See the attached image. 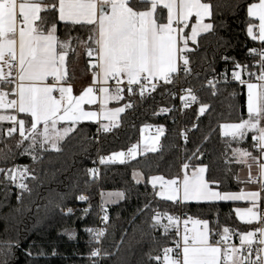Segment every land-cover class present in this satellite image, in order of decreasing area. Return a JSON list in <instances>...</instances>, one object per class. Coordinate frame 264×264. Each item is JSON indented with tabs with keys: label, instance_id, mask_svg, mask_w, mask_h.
Returning <instances> with one entry per match:
<instances>
[{
	"label": "snow or ice",
	"instance_id": "obj_1",
	"mask_svg": "<svg viewBox=\"0 0 264 264\" xmlns=\"http://www.w3.org/2000/svg\"><path fill=\"white\" fill-rule=\"evenodd\" d=\"M213 8L210 0H0V124L5 121L11 124L6 131H0V137L12 138L18 132L15 148L21 150L20 155H31L36 162L37 147L47 151L46 146H50L59 151L58 144L75 131L80 122L110 121V124L101 125L107 132L116 126L119 114L131 106L125 104L108 109L109 102L123 100L125 91L135 95L137 86L143 97L149 87L155 91L160 81L163 85L174 83V74L180 71L191 74L189 53L195 49L189 46V42L199 47L198 37L213 30V23L205 22L212 20ZM158 9H166V20ZM247 16L250 18L248 36L264 45V0L248 4ZM192 17L194 23H190ZM57 20L66 26H89L87 40L73 37L70 32L61 39L57 34ZM251 20L258 21V25H253ZM254 27H258V35ZM189 28L190 32L185 31ZM74 41L84 46L90 58L92 85L99 84L98 90L88 86L79 95H74L72 86H65L66 58L69 50L75 52ZM250 55L259 56L258 75L239 62L235 63L231 73L235 81L247 87V118L222 123L219 128L222 136L231 137L229 144L235 142L239 145L250 135L253 151L234 147L232 159L247 166L246 183L257 184L259 190H214L213 184L219 188V183L207 178V165L195 167L189 173L193 157L182 163V178L177 176L166 180L154 176L149 182L154 189L160 185V191L155 195L174 203L246 201L250 206L236 208V216L248 225L255 222L257 227L242 234L236 233L240 239V245L236 246L229 243L231 230L228 227L222 232L213 231L208 220L189 217L183 221L185 227L181 236L180 218L166 215L168 223L161 224L162 214L157 212L152 216L151 227H162L165 235L174 227L180 237L174 242L175 248L163 249V264H264V212L260 210L264 202V51L253 48ZM245 72L250 78L256 75L258 83L245 81L242 78ZM109 81H114L115 86H110ZM214 83L209 81V85L214 86ZM125 84L126 88L122 87ZM187 91V97L181 99L196 102L195 94L190 89ZM95 104H99V112L86 111L83 107ZM8 110L23 114V117L8 114ZM207 110L208 105L202 104L198 114L203 116ZM58 124L67 126L58 128ZM4 146L8 151L3 158L7 160L12 149L6 141ZM151 150L155 151L154 148ZM128 155L135 158V149H130ZM115 161L124 163L125 153L101 158L100 163ZM225 163H229L228 159ZM253 166L255 176L252 175ZM27 171V167L21 171L19 166L0 168V175L17 183L18 174L26 176ZM90 171L95 176L96 170ZM17 186L27 190L23 183H17ZM116 195L122 196L120 193ZM77 200L83 202L87 197L79 195ZM148 207L150 204L145 206ZM88 211L85 208L81 218H85ZM102 211V221L107 223L110 219L107 209ZM64 214L70 216L72 209ZM189 222L193 225L190 229L187 227ZM85 231L91 238L89 243L102 245L106 229L85 228ZM66 234L70 239L74 238L73 230L66 229ZM12 249L11 243L0 245V257L3 258L0 264H9ZM113 255L97 247L91 250L88 258L90 264H100L105 257ZM150 259L159 264L161 257Z\"/></svg>",
	"mask_w": 264,
	"mask_h": 264
},
{
	"label": "trees",
	"instance_id": "obj_2",
	"mask_svg": "<svg viewBox=\"0 0 264 264\" xmlns=\"http://www.w3.org/2000/svg\"><path fill=\"white\" fill-rule=\"evenodd\" d=\"M210 2L214 8L209 22L214 28L198 37L199 47L192 45L195 51L189 53L191 74L180 76L183 88L197 89L198 102L194 105L178 113L174 89L170 86H161L143 97L125 91L123 100L111 104L131 105L121 114L115 127L98 138V124L80 122L76 130L58 144L59 151L48 146L47 151H42L37 147L36 162L31 155H20L21 150L15 148L18 132L12 138L0 137V168L26 164L34 176L28 183V191L19 199L0 177V245H13L9 264H90L88 257L94 245L89 243L91 238L85 228L96 226L100 193L104 191H120L123 200L108 208L110 219L101 248L114 255L105 257L100 264H158L150 257L159 256L173 238L154 234L150 219L157 209L167 214L180 212L187 219L208 220L210 224L217 220L218 227H232L240 233L248 228L236 219L234 203H171L159 199L155 195L157 189L148 182L154 176L176 179L181 175L182 163L193 157L189 173L197 166L207 165V178L219 183V188L213 184L214 189L239 192L242 187L237 179L241 165L232 159V148L250 151L251 137L249 135L239 145L229 144L231 138L221 135L219 125L246 118L244 86L235 82L222 84L213 95L202 85L212 76L230 74L236 62L255 72L251 63L258 59L250 55V49L264 51V45L247 34L250 22L247 6L258 0ZM57 26L61 39H65L68 32L85 41L88 38L89 26H66L58 20ZM73 47L75 52L69 50L66 58L70 83L90 73V58L84 46L74 41ZM202 104L208 105V110L200 116ZM158 126L163 128L158 151L145 153L124 164L102 165L99 179H91L90 170L98 154L110 156L125 152L139 141L143 127ZM8 127L11 124L5 121L0 124V131ZM180 128L186 134L184 142L179 141ZM5 141L12 149L7 160L3 158L8 151ZM226 159L229 163H225ZM136 171L143 176L141 184L132 179ZM79 195H86L87 200L78 201ZM149 204L150 207L145 208ZM261 206L264 207V202ZM69 208L72 209L70 216L64 214ZM85 208L88 214L81 218ZM66 229L73 230L74 238H69Z\"/></svg>",
	"mask_w": 264,
	"mask_h": 264
},
{
	"label": "built area",
	"instance_id": "obj_3",
	"mask_svg": "<svg viewBox=\"0 0 264 264\" xmlns=\"http://www.w3.org/2000/svg\"><path fill=\"white\" fill-rule=\"evenodd\" d=\"M258 52L261 51V50H258L256 49ZM263 51V50H262ZM255 57H257V59L259 60V56L258 55H254ZM258 60H255L251 63V67L255 68V74H259V71H260V68H259V61ZM181 67H182V63H181ZM90 70V73L93 74V70L92 69H89ZM184 72L183 71H180L178 74H174L175 76V80H174V83L172 84H169V85H163V81H160L158 82V87H161V86H170V87H173V98L175 100V109L179 112H181L182 109H184L185 107H189V106H192L194 105L195 103L198 102V97H197V89H191V88H183L182 85H181V82H180V76L183 74ZM232 71L230 72V74H226V73H221V74H218V75H215V76H212L210 78H208L204 83H203V87L206 88V89H209L212 93L215 91L216 92V88L219 86V85H222V84H228V83H231V82H235V83H238L237 81H235L233 78H232V75H231ZM223 74V75H222ZM226 77V79H225ZM242 78L245 80V81H248V82H252V83H258L257 79H256V75H253L251 78L248 76L247 72L244 73V75L242 76ZM209 81H214V86L213 85H209ZM239 84V83H238ZM109 85L110 86H115L114 85V81H109ZM99 84L97 85H94V88L98 90L99 88ZM122 87H125L126 88V84L125 85H122ZM156 89V90H157ZM191 90V92L193 94H195V96L197 97V101L196 102H192V101H184L181 99L182 96L184 97H187L188 95V91L187 90ZM155 90V91H156ZM155 91H152L149 87V91L145 92L144 93V96L152 93V92H155ZM97 95H99L98 91L95 92ZM136 94H138L139 96H141L139 94V88L137 86V91H136ZM58 95V93L56 94ZM163 129V128H162ZM110 130V129H109ZM108 130V131H109ZM107 131V132H108ZM154 131V130H151V132ZM104 133H106L102 128L101 126L98 124V128H97V132H96V136L99 138L101 135H103ZM156 133H159L161 136L163 134V132L160 131V129L156 130ZM178 136H179V141L181 142H184L186 140V134L185 132L180 128L179 131H178ZM158 149H160V144L158 145ZM109 156H103L101 154H98L96 159L94 160L93 164H94V168L96 170V174L95 176H93V174L91 173L90 176H91V179H94V180H98L99 177H100V168L102 165H105V164H108V163H105V164H101L100 163V160L101 158H104V159H107ZM16 166H19L20 167V170L23 171V169L25 167H27V175L26 176H20L18 174L17 176V183H23L24 185H26V189L27 190H23L21 188H19L17 186V183H13L11 180H5L3 175H0L1 179L4 181V183L9 187V189L11 190V192H13L16 197L20 198L22 196V194L26 193L29 189V181L31 179H33V174L32 172L29 170L28 166L26 164H17L13 167H16ZM13 167H10V168H13ZM8 169V168H6ZM180 177V175H179ZM86 196V195H84ZM85 202V201H83ZM102 209H107V214H108V208L103 206L101 203H99V206H98V218H97V224L96 226L93 228V229H96V228H104L106 227V225L108 224L103 222L102 221V216L104 215V212L102 211ZM157 212L161 213L162 214V218L160 220V223L161 224H167L168 221L166 219V215H172L174 217H179L180 218V225H179V228H180V234L181 236L183 235L184 233V223L183 221L187 218H185L182 213L178 212L176 214H167V213H163L162 211L160 210H155L153 213H152V216L155 215ZM152 216H151V223L153 224V220H152ZM193 220H203V219H193ZM210 228L213 229V231H221L223 230L224 227H218L217 226V220L214 221V223H211L209 224ZM188 228H190V222L188 223L187 225ZM202 227V226H201ZM230 230H231V234H230V240H229V243L230 244H235L236 246H239L240 245V242H239V235H237L236 233H240L237 229L235 228H232V227H228ZM153 232L154 234L156 235H159L161 237H172L173 240L171 242L170 245L166 246V247H169V248H175V241L179 240L180 237H178L176 235V231H175V228L173 227L167 235L164 234V230L162 227H159L157 226L156 228H153ZM216 239H219V237H216ZM103 240V238H102ZM94 247L93 248H97V247H102V245H98V244H95L93 243ZM165 248V247H164ZM161 250L160 252V255L159 257H161V260L159 263L163 264V249ZM91 252V251H90ZM253 258H255V256H253ZM156 261V260H155ZM156 263H158L156 261Z\"/></svg>",
	"mask_w": 264,
	"mask_h": 264
},
{
	"label": "crops",
	"instance_id": "obj_4",
	"mask_svg": "<svg viewBox=\"0 0 264 264\" xmlns=\"http://www.w3.org/2000/svg\"><path fill=\"white\" fill-rule=\"evenodd\" d=\"M158 11H160V12L163 13V15L165 17V20H166V9H158ZM253 21H254V24L253 25H258V21H256V20H253ZM194 22H195V18L192 17L191 20H190V23H194ZM205 22L207 23L209 21L206 20ZM185 31L190 32V28L189 29H186ZM254 31L258 35V27H254ZM203 34H206V33H202L201 35H203ZM254 41H256L258 43H261L259 40H254ZM189 46L192 47L191 42H189ZM67 76H68V74H67ZM92 77H93V74L89 73V74L84 75L81 78L77 77L75 79V81L74 82H71V83L68 82L67 81V78H66V84H65V86L71 85L72 88H73V94L74 95H79L81 93V91L85 87L93 86L92 85ZM243 86H244V90H245L244 110H245V116L247 118V107H246L247 91L245 89V85H243ZM112 103H116V101L109 102V104L107 105V108L108 109H114L116 107H123V105L122 106H111ZM83 107H84V109L86 111L87 110H92V111L99 112V110H100L99 109V104H95V105H84ZM122 113H120L119 116L116 118V125H117V123L119 121V118H120V116H121ZM8 114L23 115V114H17L15 112H12V110H8ZM83 122H91V121H83ZM92 123H96V124H99L101 126L102 124H110V121H107V120H97L96 122H92ZM65 126H67V125L66 124H58L57 125L58 128H63ZM161 128L162 127H159V126L158 127H143L141 129V132H140V139H139V141L136 144L132 145L127 151L123 152V153H125V162L124 163H127V162H129L131 160H134L137 157H139L141 155H144L145 153H154V152L158 151V145L160 144L161 135L159 133H156V130L161 129ZM109 129H111V127ZM151 130H154V131L151 132ZM132 147H136L138 149V155L135 156V158H133L132 156L128 155L129 150ZM153 148L155 149V151H152L151 150ZM250 151H253V149H251ZM113 155L114 154H112L110 156H113ZM231 156H232V154H231ZM124 163H120L119 161H115V162H111V163H108V164H124ZM240 165H241V167H240V169L237 172L238 181H240L242 183V187H241L240 191L242 189L243 190H259V187H258L257 184L246 183L247 178H248V174H249V170H248V168H247L246 165H244V164H240ZM197 167H199V166H197ZM182 174H183V171L181 170L180 178H181V176H183ZM252 175L253 176L256 175V168H255V166H253V168H252ZM132 179H133V181L136 184H141L144 181L143 176L138 171L132 173ZM151 179H152V177L149 178L148 182ZM149 185L151 187H153L150 182H149ZM156 189H157V192L160 191V185L159 184H157ZM214 190H216V189H214ZM118 193L122 194V192H120V191H104V192H101L100 193V198H99L100 199V203L103 206L107 207V208L119 204L123 200V194H122V196H119L118 197L116 195ZM158 198L161 199V200L167 201V202L174 203L173 201L165 200V199H163V198H161L159 196H158ZM175 203L176 204H188V203H234V204H236L235 205V208H234V212H235V209L236 208L243 209V208H246V207H249L250 206L249 203L246 202V201H228V202H223V201H219V202H195V201L183 202V201H177ZM260 210L262 212H264V207L261 206ZM235 216H236V213H235ZM236 219L238 220L239 223H241V224L245 225L246 227H248L244 232L249 231V230H253L254 228L257 227V224L255 222L252 225H248V224H245L242 221H240L237 218V216H236ZM192 226L193 225L190 222V228H192ZM244 232H242V233H244ZM239 242H240V239H239Z\"/></svg>",
	"mask_w": 264,
	"mask_h": 264
},
{
	"label": "rangeland",
	"instance_id": "obj_5",
	"mask_svg": "<svg viewBox=\"0 0 264 264\" xmlns=\"http://www.w3.org/2000/svg\"><path fill=\"white\" fill-rule=\"evenodd\" d=\"M245 89H246V91H247V87H246V85H245ZM18 127V126H17ZM225 137V136H224ZM228 138H231V137H228ZM50 149H51V147L50 146H48ZM135 149V152H136V155L135 156H137L138 155V149L136 148V147H132L131 149ZM119 153V152H118ZM116 154V153H115ZM183 175V174H182ZM181 178H182V176H181Z\"/></svg>",
	"mask_w": 264,
	"mask_h": 264
}]
</instances>
